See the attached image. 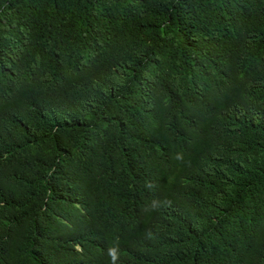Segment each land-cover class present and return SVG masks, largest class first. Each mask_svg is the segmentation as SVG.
<instances>
[{
  "label": "trees",
  "instance_id": "1",
  "mask_svg": "<svg viewBox=\"0 0 264 264\" xmlns=\"http://www.w3.org/2000/svg\"><path fill=\"white\" fill-rule=\"evenodd\" d=\"M0 264H264V0H0Z\"/></svg>",
  "mask_w": 264,
  "mask_h": 264
},
{
  "label": "clouds",
  "instance_id": "2",
  "mask_svg": "<svg viewBox=\"0 0 264 264\" xmlns=\"http://www.w3.org/2000/svg\"><path fill=\"white\" fill-rule=\"evenodd\" d=\"M75 248L81 251L80 247L78 245H75Z\"/></svg>",
  "mask_w": 264,
  "mask_h": 264
}]
</instances>
